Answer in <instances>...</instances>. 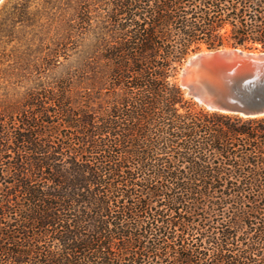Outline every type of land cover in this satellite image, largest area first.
<instances>
[{
    "label": "trees",
    "instance_id": "16d2710c",
    "mask_svg": "<svg viewBox=\"0 0 264 264\" xmlns=\"http://www.w3.org/2000/svg\"><path fill=\"white\" fill-rule=\"evenodd\" d=\"M6 1L66 64L0 94V264H264V117L178 83L191 53L264 51V0Z\"/></svg>",
    "mask_w": 264,
    "mask_h": 264
},
{
    "label": "water",
    "instance_id": "95a60500",
    "mask_svg": "<svg viewBox=\"0 0 264 264\" xmlns=\"http://www.w3.org/2000/svg\"><path fill=\"white\" fill-rule=\"evenodd\" d=\"M178 83L207 111L264 117V51L200 50L183 62Z\"/></svg>",
    "mask_w": 264,
    "mask_h": 264
},
{
    "label": "rangeland",
    "instance_id": "374dc122",
    "mask_svg": "<svg viewBox=\"0 0 264 264\" xmlns=\"http://www.w3.org/2000/svg\"><path fill=\"white\" fill-rule=\"evenodd\" d=\"M6 2H0V94L9 99L23 100L34 92H40L47 85L50 74L58 77L66 62L63 57L50 55L52 52L60 55L63 49L59 36L48 29L45 19L16 22L11 13L12 5L4 7ZM67 47L74 50L72 44ZM236 49L263 51L240 47Z\"/></svg>",
    "mask_w": 264,
    "mask_h": 264
}]
</instances>
